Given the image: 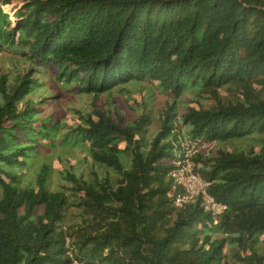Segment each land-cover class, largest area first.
Instances as JSON below:
<instances>
[{"label": "trees", "instance_id": "trees-1", "mask_svg": "<svg viewBox=\"0 0 264 264\" xmlns=\"http://www.w3.org/2000/svg\"><path fill=\"white\" fill-rule=\"evenodd\" d=\"M2 53L29 68L0 76V264H264V0H0ZM42 73L94 101H169L67 127L30 102ZM182 137L219 216L169 197ZM58 140L91 168L52 188L28 170Z\"/></svg>", "mask_w": 264, "mask_h": 264}, {"label": "rangeland", "instance_id": "rangeland-1", "mask_svg": "<svg viewBox=\"0 0 264 264\" xmlns=\"http://www.w3.org/2000/svg\"><path fill=\"white\" fill-rule=\"evenodd\" d=\"M16 5L17 3H14L4 8V11L12 16V9ZM28 68L29 65L23 57L7 53L0 54V76L6 75L10 78L13 74L21 75ZM36 78L40 86L30 97V102L38 103L44 99L49 107H53L50 113L55 118L58 117L59 122L67 127L73 125L77 116L76 113L88 112L91 108L111 112L120 117L125 123L135 120L144 111L156 115L169 101L167 96L158 94L152 87H145L141 92H136L133 87H129V93L117 94L114 92L110 96L105 95L94 101L92 96L77 95L71 86L64 87L57 84L50 73H42L37 75ZM59 143L58 140L57 146L53 149L43 148L41 154L34 160V164L28 170V176L30 177L36 175L43 165L46 166L50 173L52 188L58 183L60 179L58 173L63 171L64 168L74 167L78 171H86L91 168V162L84 153L74 148L61 147ZM71 218L73 220V214H71Z\"/></svg>", "mask_w": 264, "mask_h": 264}, {"label": "built area", "instance_id": "built-area-1", "mask_svg": "<svg viewBox=\"0 0 264 264\" xmlns=\"http://www.w3.org/2000/svg\"><path fill=\"white\" fill-rule=\"evenodd\" d=\"M179 155L169 173L172 187L169 197L175 207L198 202L199 206L214 216L221 215L225 206L217 203L208 193L209 183L197 172L199 165H195L193 158L198 151V145L187 137L179 142Z\"/></svg>", "mask_w": 264, "mask_h": 264}]
</instances>
